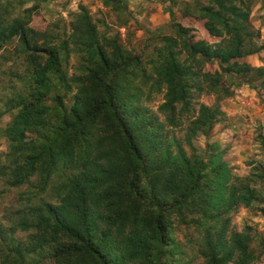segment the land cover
I'll return each mask as SVG.
<instances>
[{
    "label": "trees",
    "instance_id": "16d2710c",
    "mask_svg": "<svg viewBox=\"0 0 264 264\" xmlns=\"http://www.w3.org/2000/svg\"><path fill=\"white\" fill-rule=\"evenodd\" d=\"M101 1L118 11L128 0ZM195 2L203 29L219 41L196 42L190 29L173 22L148 62L100 34L85 7L72 15L63 38L31 28L32 9L7 24L0 3V50L16 41L30 83L27 95L6 101L15 110L3 130L6 182L32 185L37 194L50 189L57 200L31 207L8 228L0 223V264L48 257L55 264H192L176 240L180 227L201 236L195 253L203 264H254L250 228L233 230L231 214L251 206L255 190L238 184L218 149L207 158L185 150L223 120L220 102L231 96L225 84L251 72L264 78L262 68L233 65L261 50L249 19L253 0ZM71 45L82 60L73 78L66 71ZM208 62L221 69L205 70ZM141 77L139 85L153 81L146 92L134 83ZM259 86L264 90V81ZM162 88L161 123L140 104ZM192 92L216 102L201 105L177 138L168 129L189 115ZM16 230L27 234L24 241L12 237Z\"/></svg>",
    "mask_w": 264,
    "mask_h": 264
},
{
    "label": "rangeland",
    "instance_id": "374dc122",
    "mask_svg": "<svg viewBox=\"0 0 264 264\" xmlns=\"http://www.w3.org/2000/svg\"><path fill=\"white\" fill-rule=\"evenodd\" d=\"M175 3L165 0H128L126 5L118 11L104 7L101 0H0L7 9L6 23L13 19L24 17L26 9H32L29 14V26L37 31H48L53 35L65 38L71 32L70 24L72 15L85 7L91 15L100 34L107 38L116 37L118 43L128 52L140 57L143 62H148L156 57L158 39L164 35L173 33L172 23L177 22L191 30L194 41L216 43L219 38L211 36L203 29L202 21L196 13L195 0H175ZM260 0H253L250 12V23L258 35L254 38L256 47L261 48L257 54L250 55L242 61H235L233 65L244 64L252 68L264 69V36L260 28L255 26L256 4ZM264 2V1H263ZM169 8L173 16L168 13ZM16 41L0 50V223L8 228L15 223L22 213L41 202L57 203L50 189L37 194L32 185L11 187L7 184L9 171L5 169V154L8 145L3 137V130L12 120L15 110L8 111L7 100L15 101L17 95H27L30 89L29 77L25 73V59L17 55L15 51ZM70 47L69 64L66 67L67 75L73 78L79 75L80 56L76 55ZM111 50V47L108 48ZM44 51L40 50V56ZM43 63V62H42ZM148 77L149 64L143 66ZM208 71L220 70L217 63L204 64ZM229 81L231 96L220 102L224 113L223 120L214 124L213 128L205 136L198 133L193 139L192 147H186L190 155L195 153L207 158L208 152L217 150L221 154L223 162L230 168L239 183L250 185L255 190L254 200L249 207H240L231 214L232 229L237 232L250 228L251 249L255 254L254 264H264V90L259 85L264 78L251 72L247 77L239 76ZM143 78H136L135 84L143 91H148L149 86L139 85ZM77 89L72 88L66 96L64 103L67 106L73 104ZM165 91H153L141 97V106L156 114L159 122L164 121V115L158 110L164 101ZM190 100V112L186 117L178 121V125L170 127V135L182 138L189 120L197 116L201 105H213L216 97L212 94H197L192 92ZM48 104L50 102L48 101ZM51 105V104H50ZM179 106L177 110H179ZM207 156V157H206ZM64 171L61 169L59 174ZM58 178L52 177V182ZM36 179L32 178L35 183ZM27 234L16 230L12 234L16 240L24 241ZM177 242L185 251V260L192 264H203L195 251L201 236L193 228L180 227L175 232ZM184 260V262H185ZM55 260L45 258L33 264H55Z\"/></svg>",
    "mask_w": 264,
    "mask_h": 264
},
{
    "label": "crops",
    "instance_id": "0c3cea01",
    "mask_svg": "<svg viewBox=\"0 0 264 264\" xmlns=\"http://www.w3.org/2000/svg\"><path fill=\"white\" fill-rule=\"evenodd\" d=\"M264 0H260L256 4L255 13H257V18L255 19V26L260 28L261 34L264 36Z\"/></svg>",
    "mask_w": 264,
    "mask_h": 264
}]
</instances>
